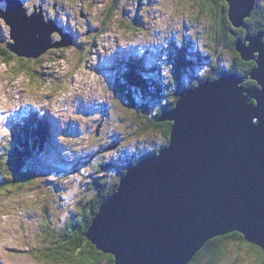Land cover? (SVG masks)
<instances>
[{
	"label": "rangeland",
	"instance_id": "obj_1",
	"mask_svg": "<svg viewBox=\"0 0 264 264\" xmlns=\"http://www.w3.org/2000/svg\"><path fill=\"white\" fill-rule=\"evenodd\" d=\"M19 1L27 14L43 12L45 21L75 37L70 46L49 48L38 59L23 57L34 76L16 74L14 67L21 63L17 55L10 63L0 59V139H6L14 116L20 117L35 106L38 111L48 110L58 122L60 131L55 132L57 147L61 148L50 162L64 168L44 178L40 191L37 183L15 193L0 191V264H57L44 257V249L50 245L45 241V220L50 218L52 229L60 233L94 197L96 189L89 188L94 177H113L114 167H126L161 142L160 127L138 133L141 122L137 119L155 118L167 97L173 104L178 66L187 85L192 74L195 78L209 74L215 70L213 66L230 68L233 53L223 46L213 50L208 34L210 20L197 0H118L113 18L108 12L114 0ZM7 6L6 0H0L1 11ZM51 38L61 39L58 32ZM9 41L10 26L1 17L0 45L7 46ZM176 46L187 47L183 56L189 55L188 71L176 62ZM124 52L134 53L135 64L141 69L140 80L147 81V86L156 81L162 90L158 100L147 101L151 109L145 115L121 105L113 87L115 60H123V69L130 63L123 58ZM247 80L242 84L247 86ZM155 121L162 123L158 118ZM103 162H110L112 168L97 173ZM235 250L220 264H250L245 248Z\"/></svg>",
	"mask_w": 264,
	"mask_h": 264
},
{
	"label": "water",
	"instance_id": "obj_2",
	"mask_svg": "<svg viewBox=\"0 0 264 264\" xmlns=\"http://www.w3.org/2000/svg\"><path fill=\"white\" fill-rule=\"evenodd\" d=\"M7 1L0 18L18 57L37 59L72 44L42 13ZM255 4L230 0L232 28L244 26ZM263 38L259 31L234 42L241 59L255 63L247 76L223 71L178 91L158 118L171 122L168 143L130 165L100 203L86 237L114 264H188L208 240L230 232L264 245ZM245 79L254 83L245 86Z\"/></svg>",
	"mask_w": 264,
	"mask_h": 264
},
{
	"label": "trees",
	"instance_id": "obj_3",
	"mask_svg": "<svg viewBox=\"0 0 264 264\" xmlns=\"http://www.w3.org/2000/svg\"><path fill=\"white\" fill-rule=\"evenodd\" d=\"M117 1L118 0H114V2H112V6H110V11L108 12L109 16L112 15V11L116 8ZM206 2L197 0L196 4L200 6L201 12L209 17V41L215 52L221 46L230 50L233 53V64L230 68L221 69L213 66L215 70L209 72V74L196 78L195 74L190 73L194 77L187 85L182 82L181 76L183 71L180 70V67L178 66L176 73L179 81L177 82V88L172 93V95H174L173 104L171 105L170 101H167L169 100L168 97H165L166 101L160 106L159 112L155 118L148 119L144 116L145 120H142L143 116H138L140 119H137V121L141 122L138 123L141 125L136 128L138 133H143L151 127H160L162 137L160 143H157L155 147L148 149V151L141 157L159 151L160 148L168 143L171 122L163 121L161 124H154V122H156L155 119L159 118L164 110L173 107L178 98V91L180 89L195 86L199 80L207 78L215 79L218 77L222 69H227L226 71L235 72L240 76H244L248 75L250 70L255 66L253 61H244L241 59L240 55L235 51L234 42L238 38H243L245 34L255 35L259 31H264V0H256L255 7L244 21V26L239 28H232L227 17V7H223L220 0H206ZM110 18H113V16ZM233 33H235V35H233ZM181 40L182 39H180L179 42H181ZM186 48V46L183 48H177L176 51L179 52V60L177 59L176 62L177 64L181 63V65H185V70L188 71L191 69L188 62L189 60L187 59L189 58V55H186L187 57L185 58L183 56V51ZM185 53L188 54L186 51L184 54ZM13 56L14 53L7 48L6 44L0 45V59L2 61L8 60L10 63ZM22 58L23 57L19 58L21 63L19 62V64L14 67V71L16 74L27 72L26 74L34 76L36 73L32 68L30 70V68L27 67V64H25L26 60H23ZM135 61V59H132L130 67L128 66L129 70H123L122 62H119L117 65L119 72L117 71V68H113V73H117V78L113 81V87L116 94L120 96L119 99H121V105L130 111L134 109L138 113L143 112L145 115L151 109L148 108L149 106L147 103L149 101L152 102L158 100L162 95V90H160L158 82L156 83V81H153L152 79V83L149 86H147V81L140 80L139 76H142V74L140 73V75H138V71L141 69L139 64H135ZM245 83L250 85L254 82L248 79ZM144 100H146V103L143 102ZM137 106H139V108H137ZM39 117L40 116L33 113L30 116H28V114H20L17 122L15 118L12 119L13 125L11 129L6 132V139H0V191L3 193H15L17 189L20 191L24 188L36 186V183L39 187L38 190L40 191L42 188L41 184L44 183H42L44 178L64 169L63 166L60 168L58 165L50 162V157L54 154H59L57 148L58 143L53 140V142H55L53 144L49 131V124L47 125L44 122H40ZM38 122L40 123L36 128ZM36 130L39 133H36ZM47 154H50V156ZM141 157L132 162L129 161L130 163H128L126 167H114V173H116V175H113V177H110L109 179H105V177H94L89 187L91 189H96L94 197L85 203V210H82L81 212L79 210L76 215L74 214V218L64 225L60 233L57 234L56 229H52V224L48 221L50 218L45 220L43 225L46 232L45 241L49 242L51 246L47 245L43 253L48 261L57 264L60 262L65 264H83V259H77V257H84V254L87 253V259L92 261L93 264H102L104 261L107 262L106 264H114L113 256L96 249L86 237V233L102 200L116 190L120 177L130 165L138 161ZM108 168H112L110 162L100 163L97 168V173H106L108 172ZM236 233L238 232H230L208 240L188 264H220L234 249H237L235 250L236 252H241L242 247H240V245L245 240L243 236H236ZM85 241H88L87 245L85 244ZM89 246H92V248ZM93 248L94 250H92ZM245 249L248 254L251 253L253 256L259 255L255 251V248Z\"/></svg>",
	"mask_w": 264,
	"mask_h": 264
},
{
	"label": "snow or ice",
	"instance_id": "obj_4",
	"mask_svg": "<svg viewBox=\"0 0 264 264\" xmlns=\"http://www.w3.org/2000/svg\"><path fill=\"white\" fill-rule=\"evenodd\" d=\"M39 3V0H38ZM220 3L222 4L223 7H228L230 0H220ZM182 6V5H181ZM31 15V14H30ZM236 236H242L243 234L241 233H236ZM85 244H88V241H85ZM92 248V246H89ZM240 247L242 248H255V251L259 254L258 256H253L251 253L247 255V259L249 260L250 264H255L256 261H258V264H264V245H259L256 246L254 244H250L247 241H244ZM94 250V248L92 249ZM239 255V253H237ZM87 253L84 254V257H77V259H83V264H93L92 261L87 259Z\"/></svg>",
	"mask_w": 264,
	"mask_h": 264
},
{
	"label": "bare ground",
	"instance_id": "obj_5",
	"mask_svg": "<svg viewBox=\"0 0 264 264\" xmlns=\"http://www.w3.org/2000/svg\"><path fill=\"white\" fill-rule=\"evenodd\" d=\"M7 1V0H6ZM20 2H22V1H20ZM7 3H8V1H7ZM5 11V10H4ZM40 13V12H39ZM43 13V12H42ZM44 17V16H43ZM7 22V21H6ZM208 25V24H207ZM245 27H246V25H245ZM61 28V27H60ZM64 34H66V33H68L66 30H62V28L60 29ZM70 33V32H69ZM37 34H39L38 32L36 33V37H37ZM58 35L60 36V33H58ZM69 35V37L72 39V43H73V41H74V37H75V35H73L72 33H70V34H68ZM246 35V34H245ZM10 36H11V34H10ZM12 41V40H11ZM11 41H9V42H11ZM8 42V43H9ZM56 42H60V39H56ZM53 49V48H52ZM180 58V57H179ZM182 60V59H181ZM78 110H80V111H82V107L79 105V109ZM27 113H28V116H30V115H32V110L31 109H28L27 110ZM44 116H46V114H43V115H41L40 116V118H39V121H40V119L42 118V117H44ZM19 118L18 117H15V120H16V122H17V120H18ZM39 123L40 122H38V124L36 125V128L39 126ZM37 131V130H36ZM36 133H39L38 131L36 132ZM1 150V149H0ZM57 152V151H56Z\"/></svg>",
	"mask_w": 264,
	"mask_h": 264
},
{
	"label": "flooded vegetation",
	"instance_id": "obj_6",
	"mask_svg": "<svg viewBox=\"0 0 264 264\" xmlns=\"http://www.w3.org/2000/svg\"><path fill=\"white\" fill-rule=\"evenodd\" d=\"M142 155H143V154H142ZM142 155H141V156H142Z\"/></svg>",
	"mask_w": 264,
	"mask_h": 264
}]
</instances>
